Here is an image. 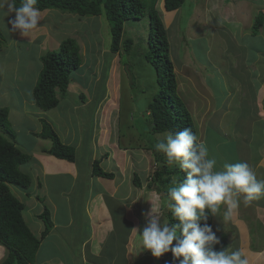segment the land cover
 Returning <instances> with one entry per match:
<instances>
[{
    "label": "rangeland",
    "instance_id": "374dc122",
    "mask_svg": "<svg viewBox=\"0 0 264 264\" xmlns=\"http://www.w3.org/2000/svg\"><path fill=\"white\" fill-rule=\"evenodd\" d=\"M216 1L192 0L190 4L185 2L181 9L166 12L162 7V0H156L155 9L167 32L168 58L173 65L172 72L177 84L176 95L190 112L192 120L195 122L197 135L199 132L201 137H204L203 132L209 126L207 128L208 145L215 155L219 156L217 160L223 165L239 160L238 157L237 161H233L231 155L233 144H235L237 156L242 153V156L245 157L244 154L247 153L251 159H257V152L253 149L254 145L246 143V138L242 134L240 140L236 139V142L227 139V137L228 130L233 127V119L234 122L236 120L233 134H237V130L240 132L239 130L242 128V133L248 137H255L256 125H258L256 123L261 119L264 120V97L261 95L254 99L259 107L261 119L255 120L254 116L248 114H241L238 118L232 116V112H236L238 105L243 102V97L246 98L251 95L250 92L255 90V78L263 73H255V71H264V54L262 60L252 57L255 52L250 49L252 47H248L252 43L256 48L261 49L260 46L264 43V29L262 33L259 32L255 36L249 34V37H244L243 31L247 29L244 25L247 26L250 20H254L252 15L255 14L256 8L249 5V7L244 6L245 22L240 21L242 25L238 29L236 28L237 21L228 22L225 15L222 14L228 8H223V6H229L232 3ZM260 12H263L264 16V5ZM147 17L145 14L138 22L128 21L125 23V31L128 33L127 36L132 39V47L128 53L122 47L118 53H112L109 50L111 41L103 15L75 22L71 21L69 16L65 18L60 12L44 11L41 13L39 25H47L48 30L41 37L43 39L42 54L44 55L47 51H58L61 41L71 38L79 47L82 56L79 71L71 73L66 99L60 101L59 106L50 111L40 110L32 100V86L36 85L40 77L42 65L39 70L35 59L22 64L19 61H13L10 54L12 51L9 50L8 64L0 61V107L9 109V120L16 133L15 138L10 140L15 142V146L21 152L29 154L33 160H35L34 157L40 156L39 152L45 155L44 151L50 148L51 141L40 136L42 132L41 120L46 121L52 127L63 143L76 146V164L81 171L75 180H72L68 175H60L62 170L67 169L61 164L49 162L51 168L49 173L45 172L41 162L42 168L33 162L32 164L28 163L26 169H29V174L34 178L29 192L36 189L35 184L38 180L35 176L37 174L43 177L42 171L51 173L45 182L41 181L42 178L39 180L45 184V192L49 187L54 194L51 192V196L47 191V200L56 208L55 212L51 211V220L56 224H63V228L56 231V233L60 231V238L55 236V239L58 244L59 239L67 243L65 240L70 237V244H65L64 247L71 254L72 264L78 262L74 260L78 256L75 253L76 247H80L82 241L89 236L90 230L84 206L91 198V193L95 194L96 190L100 191L101 188H116L113 183L128 181L131 183L135 174L138 175L141 186H144L145 175L148 176L150 174L148 172H152L156 164L162 165L163 163L158 162L153 150L147 147L148 142L154 145L163 139V134L153 136L147 133L142 136L143 131L149 130V128L147 122L143 121L141 110L150 100L152 89L157 86L155 76L151 73V66L144 58L148 46ZM8 19L9 17L0 15L2 24L7 25ZM225 20L229 26L225 25L224 28L222 22ZM5 24L3 30L6 31ZM212 24L217 25L220 29L214 31V34ZM15 46L17 44L13 43V50ZM5 50L4 46L3 51ZM262 51L264 52V47ZM245 52L248 54L247 60H243ZM12 62L14 64H11ZM15 62L18 64L15 65ZM9 65L13 67L7 70ZM23 68H26L28 73L24 78L21 74ZM36 69L38 70L35 73ZM32 74L36 75L31 76ZM262 76L263 74L260 75V79ZM131 83L135 86H131ZM20 90L25 93H21ZM208 102L212 104L210 108ZM195 103H197V107H204V113L199 109L198 111L193 109ZM231 103L234 104V107H230ZM209 110L211 111L209 112ZM192 113H195V116ZM208 122H210L209 125ZM20 124L23 125L20 126ZM212 135L218 138L214 137V140ZM205 139L201 138V141ZM117 147L121 151L120 153L114 152ZM156 153L166 159L163 153L158 151ZM258 154L259 159L255 160L254 169L264 170V150L260 149ZM49 159L62 161L51 155H49ZM99 159L102 161L101 169L112 173L114 178L111 181H95L94 187L88 188L86 185L89 183L91 163L93 160ZM89 161L90 166L87 164ZM240 161L243 160L240 159ZM63 163L67 164L66 161ZM260 170L257 171L263 176ZM73 181H75V193L72 196L67 192ZM62 189L65 192L61 194ZM10 190L12 194L14 191V196H20L23 191L15 186H10ZM134 190V188L130 190L131 197L134 199L128 205L121 202L118 204L116 202L114 205V203H107L103 199L105 208L103 207L102 210L104 212L95 211L94 206L91 207L87 212L90 224L93 226L92 222L96 221L95 224H98L100 215H105V209L109 214H112V209H114L115 218L111 214L109 215L110 224H113L111 227L114 228L117 221L132 219L134 226L137 225L142 230L145 226V214L152 207L151 202L154 206H158L165 219L166 206L163 199L155 193L147 194L150 192L149 190L138 196L133 192ZM117 192L119 193L120 190L117 189ZM66 196L71 198L69 209L64 202L67 199ZM21 198V202L25 203L23 218L31 232L38 237L41 232L36 230L43 231V222L37 217L44 208L41 205V198L32 197L29 199L25 195ZM98 202L102 203V199H99ZM47 208L50 209L49 206ZM69 217L71 223L66 225L69 222ZM92 226L91 230H93ZM212 227L219 241L223 239L228 243L227 248L230 247V250L243 248L249 255L250 264H264V198L252 202L247 207L241 203L231 220H224L222 212L219 213L214 218ZM45 243L48 242L45 240L42 245ZM136 243L139 247V238ZM63 249L62 247L61 253ZM51 252L48 250L47 256L53 255L50 254ZM141 253L146 254L143 259H150L151 261H148L151 264H156L155 257L150 252L141 251Z\"/></svg>",
    "mask_w": 264,
    "mask_h": 264
},
{
    "label": "trees",
    "instance_id": "16d2710c",
    "mask_svg": "<svg viewBox=\"0 0 264 264\" xmlns=\"http://www.w3.org/2000/svg\"><path fill=\"white\" fill-rule=\"evenodd\" d=\"M188 1L164 0L162 1V7L167 12H173L182 8L185 2L191 3ZM19 3L20 0H16L17 6H19ZM155 4L156 0H38L36 7L40 9L41 13L49 10L60 12L65 18L69 16L70 20L75 22L84 18L102 17L103 15L111 41L109 50L112 53H118L121 47L127 53L129 52L132 47V39L127 36L125 23L128 21L138 22L146 14L148 16V46L144 58L151 66V73L155 76L157 86L152 89L150 100L146 102L141 110L143 121L147 122L149 128V130L143 131L142 136L147 133L153 136L164 134L165 132L174 134L185 128L191 129L195 133L196 128L191 114L183 101L176 95L177 84L172 72L173 65L168 58L167 32L162 19L155 9ZM263 20L264 16L259 12L255 18L254 26L250 29L252 36L259 33ZM3 42V34L0 31V52L4 48ZM252 46V43L248 45V47ZM252 57H255V54ZM40 64L42 65V72L36 85L32 87V100L36 107L46 112L57 108L60 101L66 99L68 85L72 76L71 73L79 71V67L82 64V56L75 41L67 38L61 41L58 51H47L40 58ZM259 72L261 71L258 70L257 73ZM259 81L256 86L264 88V82L260 78ZM131 86H135V84ZM20 92L25 93L21 90ZM41 123L42 132L40 136L51 141L50 148L44 152L60 160L75 162V147L63 143L46 121L41 120ZM15 136L16 133L9 120V109L1 106L0 246L5 249L6 256L0 264H34L40 244L45 241L44 239L48 236L54 224L51 220L49 209L47 206H43V211L37 217L43 222L44 229L38 237L34 235L23 218L25 204L20 202L10 190V186H15L26 191L33 185V178L29 174L30 171L26 169L28 163L32 164L35 160L29 154L21 152L15 146V142L10 140L15 138ZM154 146L155 144L147 143V147L153 150L156 160L163 163L147 179L150 187L148 189L150 192L147 194L155 193L166 201L167 189L182 181L185 173L179 168L167 165L166 159L157 155ZM138 149L141 148L138 147ZM243 160H246V157H243ZM100 164L101 160L93 161L91 175L107 179L111 178L112 174L103 172ZM37 184L39 187L40 180H38ZM132 184L136 188L142 187L136 174ZM147 191H141L140 194ZM164 217L167 222L176 223L167 208ZM213 221L214 217L210 216L207 223L212 226ZM226 248L227 243L223 239L214 246L216 251ZM74 260L80 262L78 256ZM155 260L156 264H179V260H174L171 252L166 253L159 259L155 258ZM86 264H95V261L92 260ZM147 264H151V262Z\"/></svg>",
    "mask_w": 264,
    "mask_h": 264
},
{
    "label": "clouds",
    "instance_id": "9594fccd",
    "mask_svg": "<svg viewBox=\"0 0 264 264\" xmlns=\"http://www.w3.org/2000/svg\"><path fill=\"white\" fill-rule=\"evenodd\" d=\"M37 3L38 0H20L17 6L16 0H0V15L10 17L7 25L3 21L7 30L24 38L32 35L41 22ZM251 24L253 27L255 18ZM249 34L252 35L250 31ZM154 147L164 154L169 166L179 168L185 176L167 189L164 202L176 223L167 222L151 202L145 226L134 229L137 235L139 232L141 251L150 252L157 259L171 252L179 264H250L243 248L214 249L219 239L207 220L221 212L224 220H231L241 203L247 207L264 198V179H259L246 161L219 165L206 144L188 128L174 134L165 132ZM114 152L121 151L117 147ZM73 163L76 164V156ZM91 174L92 166L89 181Z\"/></svg>",
    "mask_w": 264,
    "mask_h": 264
},
{
    "label": "crops",
    "instance_id": "0c3cea01",
    "mask_svg": "<svg viewBox=\"0 0 264 264\" xmlns=\"http://www.w3.org/2000/svg\"><path fill=\"white\" fill-rule=\"evenodd\" d=\"M192 3V0H189ZM228 0H217L216 2H227ZM230 2L232 3L229 6H223V8H227V10L225 12H223L222 14L225 15V17L227 18L228 22H231L233 20L237 21L238 23H236V28L239 29V27H241L242 22H245V8L244 6L247 5V7L252 6L253 8H256V10L254 11L255 14H253L252 16L255 18L256 13L260 10L261 11V7L264 5V0H230ZM228 5V3H226ZM218 5V4H217ZM249 5V6H248ZM260 8V9H259ZM50 11V10H49ZM10 18V17H9ZM222 18V17H221ZM227 20L222 22L223 27L225 28L226 26H229L228 22H226ZM252 20H250V22H248L247 26L244 25V27H247L246 30L243 31L244 37H249V27L251 29L252 27ZM43 25V24H42ZM42 25H38L39 28L37 30H35L33 32L32 35H30L29 37H20L18 34H13L11 32H9L7 29L6 31L3 30V26L4 24H2L0 22V31L3 34V44L6 48L5 51H3L2 54H0V61L2 60V62L4 64H8V50L12 51V53H10L12 55L11 60L13 61H19V63H27V61H32L35 59V61L37 62V67L40 70L41 64H40V58L43 56V50H42V43H43V39L41 38L44 34H46V30H47V25H43V27H41ZM226 25V26H225ZM212 26H214V28L212 27V32L213 34L215 33L214 31L220 30L218 28L217 25L212 24ZM10 27V26H9ZM45 27V28H44ZM218 29H216V28ZM243 27V26H242ZM7 28V27H6ZM264 26L263 28H261L259 30L260 33L263 32ZM48 31V30H47ZM216 36V35H215ZM14 44H17V46H15V49H12V46ZM242 43V42H241ZM41 45V46H40ZM224 45V44H223ZM247 47V45H246ZM261 49L253 47L252 49L255 52L254 54L256 55L255 58H259V60H262V56L264 54V52L262 51L263 47H264V43L262 44V46H260ZM4 50V48H3ZM38 50V51H37ZM40 54V55H39ZM247 52H245V57L243 60H247ZM11 64H14L13 62ZM18 63L15 62V65H17ZM11 65H9V67L7 68L10 69ZM35 70V73L37 72V70ZM14 72H15V68L13 69V76H14ZM263 72V79H260L262 81H264V71ZM255 73H257L255 71ZM23 76H22V75ZM21 76L22 78H24L26 75H28L26 68H23V70L21 69ZM36 75V74H32L31 76ZM261 75V74H260ZM260 75L259 78H260ZM256 80L254 81L256 84L259 81V79L256 77ZM253 82V81H252ZM253 82V84H254ZM256 84H254L255 90H253L252 92H250L251 95L247 96L246 98L243 97V102L241 104L238 105V110L236 112H232L233 113V117L238 118L240 117L241 114H248L251 116L255 117V120H259L260 118V112L259 107H257V103H255L254 99L256 97H259L260 95L264 97V88L258 87L256 86ZM33 87V86H32ZM257 89H260L259 91ZM246 91L248 90L245 89ZM257 90V92H256ZM203 96V95H202ZM203 98H205L203 96ZM213 100V99H212ZM215 102V101H214ZM210 105H212L210 102H208V106L210 108ZM200 106V105H198ZM205 106V104H204ZM230 107H234V104L231 103ZM204 107H197V103H195V105L193 106V109H195V111H198V109L200 110V112L204 113ZM19 109V108H18ZM214 109V108H213ZM227 110V109H226ZM208 111V110H207ZM211 110H209L210 112ZM193 116H195V113H192ZM236 114V115H234ZM195 124V122H193ZM236 123V120L234 122L233 119V127L228 130L229 135L227 137V139H232L236 142V139L240 140V135L242 134V136H244L245 142L252 144L253 149L256 150L257 152V159H259V154L260 153V149L264 150V120H259L258 125H256L257 130L255 133V137L250 136L248 137V135H245L244 133H242V128L239 130L240 132H238L237 130V134H233L234 133V124ZM208 125L210 124V122L207 123ZM209 127V126H208ZM207 127V128H208ZM198 130V128H197ZM207 133V129L204 131ZM208 135V134H207ZM214 137L218 138L215 135H212V139H214ZM201 138H206L203 142L206 144L209 153L211 156H213L216 160H217V155H215V153L213 152V150L211 149V147L208 145V136L205 137H201ZM201 140V139H200ZM215 140V139H214ZM243 140V139H242ZM244 142V141H243ZM242 143V142H241ZM235 144H233V149L231 151V155L233 158V161H237L238 157L239 160H243V156L242 153L240 155H236L235 154ZM50 147V146H49ZM47 149V148H46ZM49 149V148H48ZM244 153V152H243ZM39 157H34L35 158V165L37 166H41L43 164V167L45 169V172H48L49 170H51L50 168V164L49 162H52L54 164H61V166L63 167H67L66 170H62L60 175H68L72 178V180L77 179V177L80 174L79 171V166L77 164L74 163H69L67 162V164H64L63 161H58L56 159H49L48 155H44L42 153H40ZM234 156V157H233ZM244 156L246 157V160L243 161H247L249 163V165L253 168V170H255L257 177L259 179H264V170H260V169H254V167L256 166V161L257 159H251V157L249 156V154H244ZM42 164H41V163ZM218 164L221 165V162L219 160H217ZM264 162V160H263ZM40 163V164H39ZM51 163V164H52ZM222 166V165H221ZM42 168V166H41ZM81 168V167H80ZM260 170L263 174V176L260 175V173L257 171ZM44 171H42L43 177H41L39 174H35L34 176L36 177L37 180H39L40 178H42L41 181H46V178L49 177L51 175L48 173H43ZM86 176V173H85ZM89 177V176H88ZM34 179V178H33ZM89 180V178H88ZM97 180L95 178H92V181H89V183L87 184L86 182V186L88 188H92L95 185V181ZM42 182H40V185L38 187V184H35V188L33 191L29 192L28 190L26 191H21L20 196L17 195L15 196L20 202L22 200V196H26L27 198L31 199L32 197H40L41 198V205L43 206H49L50 209V215H51V211L55 212L56 208L55 206L49 202L47 199V191L51 194V190L48 187V190L46 188V192L44 190V185ZM114 186H117L116 188H101L100 191L97 189L95 194L94 192L91 193V198L88 199V201L85 203L84 209H85V213H86V217H87V223H88V229L90 230L89 232V236L86 238V240L82 241L80 247H76V252L80 262H76V264H86L92 260L95 261V264H147L149 263V259L147 260V258L143 259L145 257L146 254H143L140 250V246L137 247V238L139 235L134 231V229H138V226H134V221L131 219L130 221L127 219H124L123 221H117L114 225V228L111 227L113 226V224H110V219H109V214L106 213V209H105V215H100V221L98 224H95L96 222H92L93 226L90 224V219L88 217L87 212L89 211V209L91 207L94 206V210L95 211H100V212H104L102 210V208L105 206L103 205V199L104 201H107V203H115L118 204L119 201L122 202L123 200H125L126 198H128V194H129V190L124 187V186H119V184H115L113 183ZM117 189L120 190V192H117ZM65 190L62 189V191L60 192L61 194L64 193ZM75 193V181L72 182L71 186L69 187V191L67 192L68 195H72ZM13 194L15 195L14 191ZM53 194V192H52ZM51 194V196H52ZM54 195V194H53ZM94 196V197H93ZM66 200L65 205L68 207H70L71 204V198L70 196H66ZM102 199V203L99 204L98 200ZM24 203V202H22ZM28 203L29 200H28ZM25 204V203H24ZM263 204V203H262ZM118 206V205H117ZM105 208V207H104ZM112 217L115 218L114 216V209H112ZM121 211H123L121 209ZM24 212V211H23ZM102 214V213H101ZM219 214H217L215 217H217ZM214 217V218H215ZM107 219V220H106ZM98 220V218H97ZM106 220V221H105ZM53 222V221H52ZM71 223V219L69 217V222L66 225H70ZM122 223V225H121ZM131 223V224H130ZM54 226L52 228V230L50 231V233L48 234V236L44 239L46 240L45 245L41 242L40 247H39V251L36 255L35 258V263L34 264H72L71 261V254H69V250H66V247H64L65 244H70L71 239L70 237L65 240L67 243L64 242V240L59 239V244L57 243V240L55 239V236H57L58 238H60L61 233L60 231H58L56 233V231L59 228H63V224H56L54 223ZM93 227V230L90 229V227ZM213 226V223H212ZM44 229V225L42 227ZM213 229V227H212ZM37 232H41L39 229L36 230ZM228 244V243H227ZM62 247L63 252L61 253V249ZM51 250L52 252L50 254H53L51 256H47V251ZM6 256V252L5 249L0 246V263L3 261V259Z\"/></svg>",
    "mask_w": 264,
    "mask_h": 264
},
{
    "label": "bare ground",
    "instance_id": "6f19581e",
    "mask_svg": "<svg viewBox=\"0 0 264 264\" xmlns=\"http://www.w3.org/2000/svg\"><path fill=\"white\" fill-rule=\"evenodd\" d=\"M131 85H132V83H131ZM207 129V128H206ZM205 129V130H206ZM204 134H203V136L205 137V136H208L207 135V133L206 132H203ZM195 134L197 135V132H195ZM197 136H199L198 138H199V140L201 139V135H200V133L198 132V135ZM124 151V150H123ZM105 156H106V154H105ZM91 158H92V156H91ZM92 163H93V161H92ZM91 163V164H92ZM87 164H89V166H90V161L89 162H87ZM92 166V165H91ZM159 166H161V165H157L156 164V167H154V169H153V171L152 172H148V173H153L154 171H155V168H157V167H159ZM103 172H105V173H108V174H112V173H109V172H106V171H104L103 169H101ZM150 174L148 175V176H146L145 175V177L143 178V179H145V183L143 184L144 186H142V187H140V188H136V187H134L133 186V184H132V182L130 183L129 181L128 182H125V183H123V182H119V183H117V184H119V186H124V187H126L128 190H129V194H128V198H126L125 200H123L121 203L122 204H125V205H128L129 204V202L130 201H132L134 198H132L131 197V195L132 194H130V190H131V188H134L135 190L133 191V192H135V193H137V195L138 196H140V193H141V191H147L150 187H149V180H147L148 178H149V176H150ZM138 176V175H137ZM93 178H95V179H97V180H94V181H98V180H103V182L104 181H111V180H113V178H114V176H113V174H112V176H111V178H103V177H97V176H93ZM134 179V178H133ZM133 181V180H132ZM132 185V186H131ZM117 187V186H116ZM106 189H109V188H106ZM120 202V201H119ZM160 204V203H159ZM166 206V205H165ZM131 224V223H130ZM139 229V228H138ZM227 243V242H226Z\"/></svg>",
    "mask_w": 264,
    "mask_h": 264
},
{
    "label": "water",
    "instance_id": "95a60500",
    "mask_svg": "<svg viewBox=\"0 0 264 264\" xmlns=\"http://www.w3.org/2000/svg\"><path fill=\"white\" fill-rule=\"evenodd\" d=\"M135 91V90H134Z\"/></svg>",
    "mask_w": 264,
    "mask_h": 264
}]
</instances>
